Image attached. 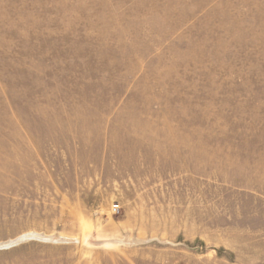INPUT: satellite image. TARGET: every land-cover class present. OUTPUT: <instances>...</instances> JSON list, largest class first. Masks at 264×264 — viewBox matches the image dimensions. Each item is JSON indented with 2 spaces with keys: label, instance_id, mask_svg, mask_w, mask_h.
I'll use <instances>...</instances> for the list:
<instances>
[{
  "label": "rangeland",
  "instance_id": "rangeland-1",
  "mask_svg": "<svg viewBox=\"0 0 264 264\" xmlns=\"http://www.w3.org/2000/svg\"><path fill=\"white\" fill-rule=\"evenodd\" d=\"M0 264H264V0H0Z\"/></svg>",
  "mask_w": 264,
  "mask_h": 264
},
{
  "label": "built area",
  "instance_id": "built-area-1",
  "mask_svg": "<svg viewBox=\"0 0 264 264\" xmlns=\"http://www.w3.org/2000/svg\"><path fill=\"white\" fill-rule=\"evenodd\" d=\"M118 205H115V206H113V208H112V210L114 211V212H116V211H118Z\"/></svg>",
  "mask_w": 264,
  "mask_h": 264
}]
</instances>
